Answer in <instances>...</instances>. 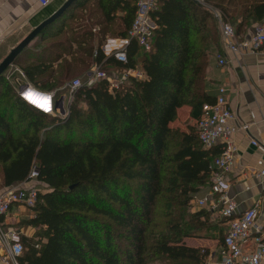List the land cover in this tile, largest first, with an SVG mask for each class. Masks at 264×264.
<instances>
[{
	"label": "trees",
	"instance_id": "trees-1",
	"mask_svg": "<svg viewBox=\"0 0 264 264\" xmlns=\"http://www.w3.org/2000/svg\"><path fill=\"white\" fill-rule=\"evenodd\" d=\"M80 3L70 19L81 22L52 33L59 20L40 36L50 40L40 55L27 49L14 65L45 92L94 63L108 72L139 69L144 79L130 78L113 92L106 81L82 88L67 120L47 129L49 117L0 78V191L27 182L34 167L44 190L27 221L36 235L22 239L18 264H203L206 253L185 240L203 235L207 213H192L190 204L210 184L223 151L204 149L195 126L215 102L207 90L211 60L223 51L215 12L243 37L264 22V0H159L150 14L152 50L133 40L126 65L94 44L128 37L136 0L74 6ZM184 107L195 124L173 128Z\"/></svg>",
	"mask_w": 264,
	"mask_h": 264
},
{
	"label": "crops",
	"instance_id": "crops-1",
	"mask_svg": "<svg viewBox=\"0 0 264 264\" xmlns=\"http://www.w3.org/2000/svg\"><path fill=\"white\" fill-rule=\"evenodd\" d=\"M48 1L49 4L44 6L41 0H0V63L36 27L59 11L68 0ZM81 5L82 3L73 6L69 14L61 19L51 32L56 33L61 27L65 32L71 24L75 27V24L81 22L82 20L77 19L78 17L73 22L70 19L82 11ZM255 27L256 25L252 26L240 39L250 40L255 35ZM81 30L76 28L73 35L80 36ZM99 31L100 27L97 26L92 32L98 33ZM46 38L41 40L38 37L28 49L40 54L38 48L47 44L48 38ZM108 39L122 38L107 36L101 45L96 40L95 50L103 51V48L105 50ZM72 47L73 51L77 49L75 43ZM222 48V53L216 54L209 65L207 90L213 97H216L219 88H226L228 107L235 116L230 126L246 128L232 137L231 142L235 147L234 165L225 174L228 195L236 203L238 214L255 206L258 207L256 224L264 232V174H262L264 172V46L258 51H241L232 54L224 49L222 41ZM218 56L225 58L227 62L225 66H219ZM91 68L92 66L87 74L77 79H87ZM190 111L188 107H184L179 110V113L186 112L190 117ZM213 148L223 150V141ZM210 185L211 182L208 186L201 188L195 197V201L205 200L206 206L199 207L195 201L190 204L192 213L203 211L207 213L206 216L201 217L203 223L206 224L203 235L185 240L188 247L206 253V260L203 264H215L221 260L223 242L228 231L226 221L219 217L221 209L219 195L212 194ZM14 186H19V184ZM3 191L1 190L0 193ZM34 217L33 209L16 204L11 207L9 215L2 219L1 223L5 229H12L19 233L21 240L31 239L36 235V229L29 226L27 221Z\"/></svg>",
	"mask_w": 264,
	"mask_h": 264
},
{
	"label": "built area",
	"instance_id": "built-area-1",
	"mask_svg": "<svg viewBox=\"0 0 264 264\" xmlns=\"http://www.w3.org/2000/svg\"><path fill=\"white\" fill-rule=\"evenodd\" d=\"M158 1L136 0L135 20L128 37L125 39H108L105 50L103 48L104 52L102 51L105 57H113L117 62L126 65L128 63V47L133 40L144 52L152 50L155 26L150 19V14L157 8ZM197 1L203 2L204 0ZM41 4L46 6L49 1L41 0ZM215 17L220 25L223 47L228 53L258 51L264 46V22L256 25L255 35L250 40L244 41L237 35L235 27L225 21L219 12H215ZM218 60L221 67L227 63L223 56H218ZM4 77L21 101L41 114L54 119L57 123H63L70 114L68 106L82 88L92 87L99 82L106 81L110 91L113 92L128 83L130 78L144 79V74L135 69H124L109 74L102 70L101 65L94 63L90 76L84 82L81 79H75L66 83L61 89L52 92H44L33 86L16 66L10 67ZM29 93H34L39 99H47L50 110L40 111L33 107L40 108L27 99ZM226 96V88H219L214 104L205 107L204 113L197 123L198 137L204 149L210 150L220 141L224 143L222 154L214 160L210 185L212 194L219 195L221 205L219 217L224 219L228 225V231L223 242L222 257L215 264H262L264 260V232L256 224L258 207L255 206L242 214H238L236 203L228 195L225 174L234 165L235 147L231 142L232 137L246 128L230 126L235 116L228 107ZM254 144L256 145V143ZM38 177L39 171L34 167L27 182L20 183L19 186L8 188L0 193V264H18V259L23 254L24 248L20 234L12 229H5L1 220L9 215L13 205L19 204L29 209L36 207L41 193ZM195 200L196 198L192 202ZM195 203L199 207L207 205L205 200H197Z\"/></svg>",
	"mask_w": 264,
	"mask_h": 264
},
{
	"label": "water",
	"instance_id": "water-1",
	"mask_svg": "<svg viewBox=\"0 0 264 264\" xmlns=\"http://www.w3.org/2000/svg\"><path fill=\"white\" fill-rule=\"evenodd\" d=\"M79 0H68L62 8L57 11L53 16L36 27L19 45H17L9 55L0 63V78L6 71L15 66L16 61L22 54L29 48L31 43L38 37L42 36L47 30L53 27L64 15L78 2Z\"/></svg>",
	"mask_w": 264,
	"mask_h": 264
},
{
	"label": "rangeland",
	"instance_id": "rangeland-1",
	"mask_svg": "<svg viewBox=\"0 0 264 264\" xmlns=\"http://www.w3.org/2000/svg\"><path fill=\"white\" fill-rule=\"evenodd\" d=\"M204 2V1H203ZM94 29V28H93ZM48 38V37H47ZM46 38V39H47ZM59 40H61V38H57V39H55L54 41L56 42V41H59ZM48 41V40H47ZM50 42V40L47 42V43H49ZM95 42H96V40H95ZM46 44V43H45ZM30 51H31V56H34L36 53L34 52V51H32L31 49H30ZM38 55V54H37ZM40 55V54H39ZM29 59V58H28ZM31 59V58H30ZM105 72H107V73H111V71H105ZM80 76H78V77H76V78H73V80H75V79H77V78H79ZM72 79H70V80H66L65 82L66 83H69V82H71V81H73ZM83 82L86 80V78H83V79H81ZM61 89V88H60ZM72 103H73V101L71 102V104L68 106V110H70V107H71V105H72ZM79 107H81V108H83V109H86V106H85V104L84 103H82V104H80V106ZM68 110H67V112H68ZM195 124V122H192L190 119H189V115L186 113V112H181V113H179V119H178V121L177 122H175L173 125H172V127L173 128H180V129H182V130H186L187 129V127L188 126H190V125H194ZM44 125H46V127H47V129L48 128H51L52 126H54V125H57V123H56V121L54 122V120H51L50 118H47L46 119V122L44 123ZM196 126V128H197V124L195 125ZM46 131V130H45ZM44 132V131H43ZM42 191H44L43 190V187L41 186V192Z\"/></svg>",
	"mask_w": 264,
	"mask_h": 264
},
{
	"label": "snow or ice",
	"instance_id": "snow-or-ice-1",
	"mask_svg": "<svg viewBox=\"0 0 264 264\" xmlns=\"http://www.w3.org/2000/svg\"><path fill=\"white\" fill-rule=\"evenodd\" d=\"M28 99L32 100L33 103H37L36 99L29 94ZM39 107L45 111L50 110L47 100H44L42 103H39Z\"/></svg>",
	"mask_w": 264,
	"mask_h": 264
},
{
	"label": "bare ground",
	"instance_id": "bare-ground-1",
	"mask_svg": "<svg viewBox=\"0 0 264 264\" xmlns=\"http://www.w3.org/2000/svg\"><path fill=\"white\" fill-rule=\"evenodd\" d=\"M29 94H31L35 99H36V101H37V103H34V104H36L38 107H39V103H42L44 100H47V99H39L38 98V96L37 95H35L34 93H29ZM29 94L27 95V99H28V96H29ZM31 103H33L32 102V100H30V99H28ZM48 102V101H47ZM33 106V105H32ZM33 107H35L36 109H38V110H40V111H44L42 108H37L36 106H33ZM49 108H50V106H49Z\"/></svg>",
	"mask_w": 264,
	"mask_h": 264
}]
</instances>
